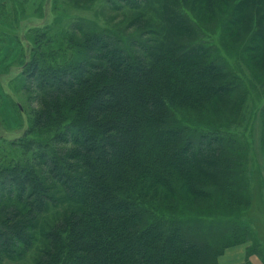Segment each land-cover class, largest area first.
<instances>
[{
	"label": "trees",
	"instance_id": "1",
	"mask_svg": "<svg viewBox=\"0 0 264 264\" xmlns=\"http://www.w3.org/2000/svg\"><path fill=\"white\" fill-rule=\"evenodd\" d=\"M112 1L108 5L117 10ZM119 1L118 7L130 4ZM34 2L21 0L20 8L13 0L0 2L8 10L0 36L7 46L12 40V57L20 64L14 79L40 93L37 108L22 110L28 118L22 135L8 141L0 136V264L31 248L39 214L57 203L61 187L78 206L49 231L37 264H222L229 249L253 243L243 224L249 217L221 224L216 213L199 207L215 197L252 203L238 185L246 182L238 158L249 151L243 132L189 133L178 127L173 110L234 104L226 101L235 86L229 72L172 48L150 61L131 55L106 33L111 31L66 18L56 0L51 21L36 25ZM193 2L211 15L233 7L224 19L229 28L244 11L253 17L259 11L261 27L252 41L264 57V0ZM40 15L44 20L49 12ZM73 27L83 39L69 34ZM25 29L27 45L16 35ZM258 118L264 128V105ZM223 135L236 137L235 144L222 147ZM249 252L247 247L246 264Z\"/></svg>",
	"mask_w": 264,
	"mask_h": 264
},
{
	"label": "rangeland",
	"instance_id": "2",
	"mask_svg": "<svg viewBox=\"0 0 264 264\" xmlns=\"http://www.w3.org/2000/svg\"><path fill=\"white\" fill-rule=\"evenodd\" d=\"M13 1L14 5L23 7L21 0ZM108 1L113 2L112 0H56V2L36 0L34 9L37 7L38 13H34L38 17L33 19V23L40 25L41 22H50L55 2V9H60V13L66 18H80L82 19L80 23L85 20L90 28L111 31L106 33L131 55L146 57L150 61L152 56L160 53V50L172 48L181 54L221 64L229 72L235 86L231 94L227 95L226 101L234 102L235 105L244 101L243 105L236 108L234 104L222 105L221 102L216 104L210 101L207 105L196 109L174 104L176 108L173 110L178 127L184 128L189 133L220 130L227 135L229 129H232L238 137L243 132L242 143L248 146L249 151L246 156L243 154L238 158L246 173V182L240 184L238 181V185L247 190V196L252 203L235 202V205H232L225 198L221 200L215 197V200L203 202L199 207L207 208V213H216L213 216L220 218L221 224L235 219L242 220L246 216L250 218L248 219L250 225L243 224L251 230L250 234H254L255 241L229 249L220 259L222 264H246L247 247L250 250V263L264 264V139H262L264 128L260 126L258 118L259 109L264 105V57L262 52L256 51L257 42L252 41L253 34L258 32L261 25L258 15L262 14L258 11L253 17V11H244L240 16L241 22L229 28L224 19L227 17L229 20L228 15L232 13L233 7L224 14L211 15L208 9H200L193 0H130L127 6L119 7L120 1L114 0L117 10L108 5ZM42 5L45 6L43 12ZM44 11L49 12V16L40 20V14H44ZM7 12V8L0 7L2 20L5 19ZM13 13L16 15L19 11ZM14 14L8 15L14 18ZM16 31L22 42L25 45L29 44L23 35L26 29ZM72 31L74 32L69 34L83 39L84 35L80 30L74 28ZM1 32L5 33L0 30V35L3 34ZM8 41L6 37L2 39L0 36L2 55L0 57V136L2 135L6 141L18 138L28 127V118L22 110L37 108L38 103L35 98L40 94L37 90H33L32 86L21 87L15 81L20 64L16 63V57H12L14 54L12 40L7 46ZM5 48L7 50L4 54ZM10 59L14 61L9 62ZM29 83L32 82H27L28 85ZM33 85L35 86V83ZM236 137L230 139L223 135L222 147L233 146ZM208 187L214 189L216 184L209 183ZM61 188L57 195L59 198L57 203L48 205L46 210L39 214L36 226L31 232L33 238L31 248L21 257L5 259L3 264H37L40 261L43 250L49 245L47 235L49 231L61 222L68 208L78 206L76 202L70 201L69 193ZM191 210L196 209L191 207ZM191 210L187 211L191 212ZM218 218L213 220L214 224L217 223ZM220 231H224L223 227L219 229Z\"/></svg>",
	"mask_w": 264,
	"mask_h": 264
},
{
	"label": "crops",
	"instance_id": "3",
	"mask_svg": "<svg viewBox=\"0 0 264 264\" xmlns=\"http://www.w3.org/2000/svg\"><path fill=\"white\" fill-rule=\"evenodd\" d=\"M7 48L3 49V53L5 54ZM5 51V52H4ZM8 55V54H7ZM0 57H2V55L0 54ZM2 115V114H1Z\"/></svg>",
	"mask_w": 264,
	"mask_h": 264
}]
</instances>
